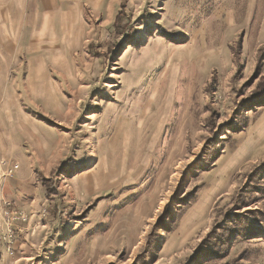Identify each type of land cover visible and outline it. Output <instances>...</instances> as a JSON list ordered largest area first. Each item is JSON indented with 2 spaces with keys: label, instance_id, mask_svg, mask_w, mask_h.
<instances>
[{
  "label": "rangeland",
  "instance_id": "rangeland-1",
  "mask_svg": "<svg viewBox=\"0 0 264 264\" xmlns=\"http://www.w3.org/2000/svg\"><path fill=\"white\" fill-rule=\"evenodd\" d=\"M115 5L64 69L46 63L40 94L15 57L6 102L33 123L6 142L15 109L0 119L19 164L0 183V264H264L263 236L201 248L228 215L264 213L232 211L264 160V0Z\"/></svg>",
  "mask_w": 264,
  "mask_h": 264
},
{
  "label": "crops",
  "instance_id": "crops-1",
  "mask_svg": "<svg viewBox=\"0 0 264 264\" xmlns=\"http://www.w3.org/2000/svg\"><path fill=\"white\" fill-rule=\"evenodd\" d=\"M115 4L116 0H0V119L6 112L15 109L16 113L15 118L3 119L10 128L6 142L19 137L14 129H20L23 138V128L28 129L29 123H33L20 107L6 102V96L13 91L9 73L13 62L17 64L15 57L24 58L27 84L32 92L40 94L39 80L44 77L46 63L64 69L72 51L82 47L90 36L97 37L95 32L104 31V15L109 18L118 14ZM180 62L175 60L176 74ZM34 80L37 82L32 88ZM10 183L7 180L4 186Z\"/></svg>",
  "mask_w": 264,
  "mask_h": 264
},
{
  "label": "trees",
  "instance_id": "trees-1",
  "mask_svg": "<svg viewBox=\"0 0 264 264\" xmlns=\"http://www.w3.org/2000/svg\"><path fill=\"white\" fill-rule=\"evenodd\" d=\"M264 88V76L260 79L257 92ZM264 199V160L247 176V181L234 195L233 210L251 206ZM264 237V213L248 210L243 214L233 213L226 217L225 223L216 226L202 242L201 248L206 253L204 256L220 255L226 253L231 240L236 238L251 239ZM200 248V249H201Z\"/></svg>",
  "mask_w": 264,
  "mask_h": 264
},
{
  "label": "built area",
  "instance_id": "built-area-1",
  "mask_svg": "<svg viewBox=\"0 0 264 264\" xmlns=\"http://www.w3.org/2000/svg\"><path fill=\"white\" fill-rule=\"evenodd\" d=\"M19 169V164L14 160H9L0 154V183L5 178L13 177ZM0 202L3 200L0 199ZM4 212L7 214L6 217L10 220V217L14 213L15 209L11 207L10 202L4 201Z\"/></svg>",
  "mask_w": 264,
  "mask_h": 264
},
{
  "label": "bare ground",
  "instance_id": "bare-ground-1",
  "mask_svg": "<svg viewBox=\"0 0 264 264\" xmlns=\"http://www.w3.org/2000/svg\"><path fill=\"white\" fill-rule=\"evenodd\" d=\"M221 184H223V182L219 179H212V188H216V187H221ZM212 192V190H208L207 191V193L209 194V196H210V193ZM207 195V194H206ZM207 198V197H206ZM206 198H203V200H202V202H200V204H198L197 206H196V209L197 208H200L207 200H206Z\"/></svg>",
  "mask_w": 264,
  "mask_h": 264
}]
</instances>
